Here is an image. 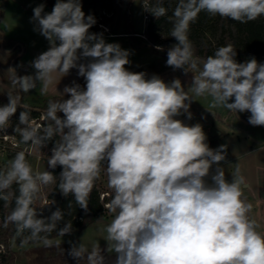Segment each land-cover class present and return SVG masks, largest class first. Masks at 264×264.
<instances>
[{
	"label": "clouds",
	"instance_id": "1",
	"mask_svg": "<svg viewBox=\"0 0 264 264\" xmlns=\"http://www.w3.org/2000/svg\"><path fill=\"white\" fill-rule=\"evenodd\" d=\"M45 7L33 8L31 22L49 47L30 62L34 73L19 76L15 68L8 69L13 84L20 93L39 84L47 94L57 74L61 80L73 69L85 83L73 80L60 92L62 100L48 102L51 123L41 131L27 126V110L19 111L15 131L22 142L41 148L54 141L48 167L61 166L59 191L84 210L106 170L113 191L108 208L114 215L104 231L116 254L114 264H264V234L249 218L252 205L243 198L239 167L226 179L220 167L226 146L211 148L200 123L178 119L184 114L192 119L191 92L210 96L212 107L235 115L248 112L249 124L264 126V63L255 57L238 62L232 45L221 46L202 61L186 91L178 78L165 82L126 67L130 50L107 42L103 32L90 31L97 20L85 14L81 0H56L50 12ZM166 11L156 6L150 14L159 17ZM201 12L246 23L264 16V0H178L171 30L176 43L167 50V66L186 74L198 67L188 31ZM21 99L9 94L8 102L0 104V130L25 109ZM56 178L50 171L34 172L23 151L0 169V200L7 202L13 184L18 186L6 222L27 232L28 240L49 245L42 234L64 218L60 209L42 218L33 207L41 186ZM71 232V222L59 228L62 236ZM70 244L68 255L80 264L85 248ZM87 259L88 264L104 262L96 251Z\"/></svg>",
	"mask_w": 264,
	"mask_h": 264
},
{
	"label": "rangeland",
	"instance_id": "2",
	"mask_svg": "<svg viewBox=\"0 0 264 264\" xmlns=\"http://www.w3.org/2000/svg\"><path fill=\"white\" fill-rule=\"evenodd\" d=\"M83 5V11L86 15L92 14L97 20L96 25L93 27L102 28L104 32V38H111L113 41H132L136 42L142 39L141 31L145 27V14L148 11L143 9L144 0H132L130 6L127 4V0H121L120 10L116 13H112L110 9V0H81ZM44 3L46 5L45 12H50L52 9L46 4L44 0H0V11L2 13V20L0 21V77L4 76L9 79H13V73L8 71L9 68H15L17 75L20 76L22 71H27L29 74L34 73V69L31 67L30 62L33 61L39 54L46 51L49 47V42L34 30V23L31 22V17L33 16V8L37 5ZM129 12L130 22L128 23L125 19L126 14ZM122 21V27L118 28V21ZM100 21H108L112 24V27H108ZM132 27L130 33H126V27ZM207 39L205 41H214V37L210 34L206 35ZM9 40L16 41V45H19L18 48H21V57L23 61V66L19 65V58L13 66V59L11 58L13 54V48L8 42ZM152 49V48H151ZM13 50V51H12ZM12 51V53H9ZM153 51V49H152ZM154 52V51H153ZM155 53V52H154ZM156 54V53H155ZM158 56V55H157ZM163 59V62L167 60V56H160ZM252 57L242 56L237 58L238 62H244ZM258 62L260 58L255 57ZM26 68V69H25ZM132 71V70H131ZM145 70L143 72H146ZM175 75V74H173ZM150 77V75L148 74ZM68 76H65L61 79H66ZM175 77H177L175 75ZM56 80H60L59 74L56 75ZM55 80V81H56ZM185 90L191 87L190 79H186L184 82ZM0 85V90L4 91V88ZM18 86L12 84L11 94L17 90ZM210 97V96H209ZM204 96L195 97L194 103L190 107V112L192 113V119L190 120L191 124L200 123L203 127L205 134H209L212 131L213 134L218 133V129L224 127L222 125V120L227 121L228 113L224 112L222 106L212 107V98H208L210 109L205 107L204 103L197 104V100H204ZM45 99L40 100L39 102H32L28 98L24 101L31 104H43ZM203 101V102H204ZM195 105V109H192ZM194 110V111H193ZM211 111H214L213 114ZM231 112V118H235L238 121L241 120L239 113ZM240 119V120H239ZM34 124V122H31ZM243 129L240 130L236 126L229 129L227 126L223 128L224 134L217 138L215 148L220 145H225L227 150V158L221 162L220 167L223 168L225 177L228 180L233 178L235 170L237 167L240 169L239 175H243L248 178L250 181L254 180L255 171L253 163L258 161L259 158H262L261 155H264V148H259L250 155H241V153L251 147H257L259 145V140L263 138L264 131L260 132V128L257 126H242ZM264 127V126H259ZM229 132V133H228ZM12 141L18 142L17 152L22 151V149L31 148V142H22L20 133L13 136ZM10 141L7 142L10 145ZM3 142L0 139V168H5L14 156L11 155V152L15 149L4 148ZM263 149V150H262ZM44 150L40 149L38 145L32 147L31 152H24L26 154V159L31 164L34 172H44L48 171L47 161L41 157ZM56 183V180L53 183L48 185H42L40 192L37 195V198L34 202L33 207H35L42 218L49 217L54 210L49 209L48 204H43L42 199L48 197V194L52 190ZM100 189H108L113 195L112 189L108 187L107 175L105 179L99 182ZM108 213H110L108 209ZM114 214H107V216H100L95 218L91 223L87 224L82 229L72 230L70 234L65 236L59 235L52 239V241L63 242L68 250L71 247V244H82L85 248L84 253L93 252L99 249H106L108 252L114 253L111 250L110 242L106 239V232L104 231L106 225L111 221ZM4 227V223L0 218V228ZM18 232L12 236L8 237L6 240H0V264H9L7 259L10 256H13L12 264H30L29 260L23 254V252L32 247L34 244L30 240L24 238L22 239V245H19L17 241Z\"/></svg>",
	"mask_w": 264,
	"mask_h": 264
},
{
	"label": "trees",
	"instance_id": "3",
	"mask_svg": "<svg viewBox=\"0 0 264 264\" xmlns=\"http://www.w3.org/2000/svg\"><path fill=\"white\" fill-rule=\"evenodd\" d=\"M46 4L52 9L56 0H44ZM132 0H127V4L130 6ZM148 2L146 21L143 32L141 33L142 39L139 41H130L131 48L138 50L143 45L150 46L153 51L158 55L154 60L152 65L147 68L149 74H159L172 67L167 66L163 62L160 56H167L168 48L176 43L175 39L171 37V30L174 24V10L177 7L178 0H144ZM121 0H110V11L116 13L120 10ZM156 6H163L167 11L166 14L159 17H154L150 14L151 9ZM2 18V13L0 11V20ZM125 19L130 22L129 12L126 14ZM122 21H118L117 27H122ZM100 23L112 27V24L108 21H100ZM132 27H126V33H130ZM91 32L99 33L103 32L102 28L92 27ZM104 34V32H103ZM210 34L215 39L214 41H205L207 39L206 35ZM188 37L191 41L194 49V57L198 67L196 69H191L192 71L198 72L199 67H202V61L208 56L213 55L216 49L221 46L232 45L237 52V58L242 56L246 57H258L261 59V63H264V16H261L253 21H248L246 23H240L233 21L228 18H222L220 16H211L207 12H201L195 22L190 24ZM13 48V54L11 58L13 59V66L17 62L18 57L21 53V48L16 45V41L9 40L8 42ZM159 49V50H158ZM183 70V69H178ZM132 71L141 72L145 71L142 68H136ZM32 93V90L25 93H20L19 89L11 94L13 96L19 94L21 95V104L25 105V109H18L16 116L11 118L9 125L5 130H0V139L4 134L17 135L19 132L15 131L18 124L19 111L27 110L29 112V121L27 126L36 128L37 131H41L44 127L51 123L46 117L47 106L50 100L59 101L62 100L59 97H49L44 100L43 104H31L26 103L24 100ZM8 95L0 92V104L7 103ZM61 117L63 116L60 113ZM250 113L244 112L239 113L242 119L248 120ZM34 122V124H31ZM37 125V126H35ZM21 128L25 125H20ZM54 141L49 142L47 147H53ZM211 148L214 149V142L208 141ZM17 151H12L11 155L15 156ZM4 169V168H0ZM57 176L56 183L50 193L48 194V199L50 203L48 208L56 211L60 209L64 212V218L62 221L58 222L57 228L52 230L50 233H43L50 240L49 245H45L43 240H30L34 245L26 249L23 254L29 260L30 264H76V261L68 255V248L63 242L52 241L55 237L59 236V228L63 227L66 222L72 223V230L82 229L87 224L91 223L95 218L100 216H107L108 209L100 200L99 189L96 187L97 181L95 182L94 188L91 191L88 198V209L84 210L76 204L74 198L69 195L65 197L58 189L59 178L58 175L62 171L61 166H57L55 169L48 170ZM12 195L9 197L7 202L0 200V218L4 223V227L0 228V240H6L8 237L14 236L18 231L16 226L11 222H6V217L11 213L12 209L15 207V195H18V186L13 184L12 188L9 190ZM113 195L110 198L112 199ZM34 205V204H33ZM28 233L23 234L18 232L17 241L19 245H22V239L28 237ZM104 258L103 264H114L115 253L108 252L106 249L96 250ZM91 252L84 253V258L80 261V264H88V255ZM13 256H9L7 263L12 264Z\"/></svg>",
	"mask_w": 264,
	"mask_h": 264
},
{
	"label": "crops",
	"instance_id": "4",
	"mask_svg": "<svg viewBox=\"0 0 264 264\" xmlns=\"http://www.w3.org/2000/svg\"><path fill=\"white\" fill-rule=\"evenodd\" d=\"M2 18H3V16H2ZM2 18H1V20H2ZM141 32H143V30ZM105 40L107 42H110V43H112V42L119 43L122 48L130 50L131 55H130L129 59L131 61V64L126 66L130 70H133L136 68H142V69L146 70L147 68H149L152 65L154 60L158 57L157 54H155L152 51L151 47L148 45H143L138 50H134L131 48V45L128 41H120V40L113 41V39H111V38H105ZM12 51H10L9 53H12ZM18 58H19V65L22 68L23 61H22L21 55ZM165 59H164V61L166 62ZM182 71L183 70H181V71L175 70L172 67V68H170L164 72H161L159 74H156V75H158L160 78H162L165 82H170L173 79L178 78L181 80L182 85L184 84L186 79H190V81H192V78L195 75H198V72L192 71L191 69L189 70V72L187 74L185 72H182ZM146 73L149 74L148 71H146ZM28 74H29V72L22 71L20 76L28 75ZM173 74H175L177 77H175V75H173ZM149 75L151 76L153 74H149ZM73 80H75L77 83L81 84V86H83L85 83V81L82 77L77 76L76 69H73L70 71V74L68 75V77L66 79L56 80L52 85H50L47 94H42L40 92V86L38 84L37 87L32 90V93L27 98L32 102H39L42 99H47V98L53 97V96L63 99L64 97L61 95L60 92L63 91V88L66 85H71ZM12 84H13V79H9V78H6L4 76L0 77V85H1V87L4 88V91L0 90V92L5 94V95L11 94ZM189 95L192 96L193 99H195V96L191 92H189ZM65 98H67V97H65ZM204 98H206L205 101L198 99L197 104L204 103L205 107L207 109H210V107H208L209 101H210V100H208V98H210V97L205 95ZM192 103H194V101L191 102V105H192ZM192 107H193L192 109H195V105ZM222 109L224 112L228 113V115H227L228 119H227V121L222 120L223 121L222 125L224 127H222V129L221 128L218 129L217 134H219L218 135L219 137H221L225 133L223 131L224 130L223 128H225L226 126L229 129L236 126L240 130L243 129V127H242L243 125L246 126L247 129H249L248 126H253V125L249 124L248 120H245L242 118H241V120L239 119L240 121H238V123H237L236 122L237 120L235 118H231V111H229L228 109H226L224 107H222ZM211 112L213 114H215L214 111H211ZM181 118L185 121V123L192 125L190 120L187 119L186 114L181 115ZM253 127H255V126H253ZM257 127L260 128V132L264 131V127H259V126H257ZM217 134H213L212 131H210L209 134L206 135L207 136V142L213 141L214 144H216L218 137H215V136ZM259 148H264V136H263V138H261L259 140V145L257 147L248 148V149L244 150L241 153V155L253 154V152H255V150H257ZM214 149H215V147H214ZM261 157L262 158H259L258 161L253 163L254 171H255V176H254L253 181H250L248 178H246L243 175H241V176L244 178V181H245V185L243 186V198L246 200L247 203H250L252 205V209L248 213L249 218L256 222L257 230L259 232H261V234H264V155H261ZM228 159L229 158L226 157V160H228Z\"/></svg>",
	"mask_w": 264,
	"mask_h": 264
},
{
	"label": "built area",
	"instance_id": "5",
	"mask_svg": "<svg viewBox=\"0 0 264 264\" xmlns=\"http://www.w3.org/2000/svg\"><path fill=\"white\" fill-rule=\"evenodd\" d=\"M143 3H144V5H145L146 7L148 6V2H147V1H144ZM145 18H146V14H145ZM178 119L183 120V119L181 118V116L178 117ZM35 126H37V125H35ZM13 136H15V135L4 134V135L2 136V138H1V141L3 142V145H2V146H3L4 148L15 149L14 151H16V150H17V147H18L19 145H18V142H16V141H12V140H11ZM8 141L11 142L10 145L7 144ZM33 146H34V144L31 143V148H30V149H27V147H26V148L22 149V151H23V152H31ZM39 148L44 150V152H43V154L41 155V157L44 158V159L47 161V166H48V157L51 156V148H52V147H42V148H41V147L39 146ZM50 169H51V168L48 167V170H50ZM105 175H107V174H106V170H105L104 168H102V170H101V174H100V178L97 180V185H96V187L99 189L100 200L103 202L104 206H105L106 208H108V204L110 203V198H111V196H112V195H111V192H110L108 189H100V188H99V182H101V181H103V180L105 179ZM42 203H43V204H49V203H50V200L48 199V197H44V198L42 199Z\"/></svg>",
	"mask_w": 264,
	"mask_h": 264
},
{
	"label": "water",
	"instance_id": "6",
	"mask_svg": "<svg viewBox=\"0 0 264 264\" xmlns=\"http://www.w3.org/2000/svg\"><path fill=\"white\" fill-rule=\"evenodd\" d=\"M194 61H195V59H194ZM175 70H178V69H175ZM178 71H181V70H178ZM182 72H184V71H182Z\"/></svg>",
	"mask_w": 264,
	"mask_h": 264
}]
</instances>
